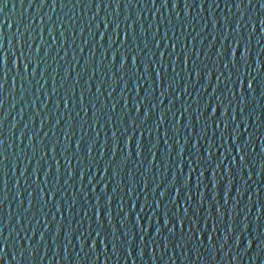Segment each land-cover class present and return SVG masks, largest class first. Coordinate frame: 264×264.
Returning <instances> with one entry per match:
<instances>
[{
  "label": "water",
  "instance_id": "95a60500",
  "mask_svg": "<svg viewBox=\"0 0 264 264\" xmlns=\"http://www.w3.org/2000/svg\"><path fill=\"white\" fill-rule=\"evenodd\" d=\"M262 2L0 0V264H264Z\"/></svg>",
  "mask_w": 264,
  "mask_h": 264
},
{
  "label": "snow or ice",
  "instance_id": "6c2138e0",
  "mask_svg": "<svg viewBox=\"0 0 264 264\" xmlns=\"http://www.w3.org/2000/svg\"><path fill=\"white\" fill-rule=\"evenodd\" d=\"M41 2L44 3V2H46V0H41ZM76 2H77V4H82L84 2V0H76ZM93 2H94V0H88V6L92 7ZM155 2H156V0H152L153 5H155ZM163 3L165 6H167V0H163ZM55 4H56V0H53V6H55ZM261 7L264 8V2L261 3ZM262 23H264V21H262ZM97 27H99V26H97ZM107 27L108 26L106 25V28ZM2 31H3L2 28H0V37H2ZM82 32H83V29L81 30V34H82ZM158 32H159V29L157 28V33ZM130 36L132 38L133 43L135 44L136 37H135L134 29H132L130 31L129 27L126 26L124 31H123V34H121L120 25L117 23L113 35L111 37H108V39H109L108 48L113 49L112 62L113 63L115 62L117 55L120 56V61H121L120 71L125 70L130 55H131V69L132 70H138L137 69V63H138L137 57L139 55V49H138V47L133 49V50H130L128 48V42H129ZM164 37H165V39H167V32H165ZM105 38H106L105 34H101L100 41L103 42ZM117 44H118V47H114ZM159 46H160L159 44L156 45L157 48H159ZM172 47L174 50L175 46L173 45ZM132 51H135L136 54L132 55L131 54ZM36 54H37V56H39V54H40L39 48L36 49ZM107 55H108V51H107V49H105L102 59H106ZM245 56H247L246 50H245ZM25 60H26V63L24 66V71L28 72V63H31L32 61L29 60L27 57L25 58ZM232 60H233V62L235 61V52L232 53ZM6 63H7L6 56H0V65H6ZM14 67H18V63L14 62ZM36 67H39L38 62H36ZM145 71H147V68L145 69ZM34 74H35V72H33V75ZM156 75H157V78L162 80L161 73L157 72ZM196 75L199 76L198 70H196ZM126 86L127 85H125V87ZM2 87H3V84L0 83V88H2ZM249 87H251V85H249ZM97 91H99V89H97ZM89 92H91L90 87H89ZM73 95H74V92H73ZM80 100H81V104H83V93H81ZM68 103H70V101L66 97L65 107L68 106ZM111 111H113V112L115 111V105H113ZM161 122H163L162 117H161ZM141 136H143V132H141ZM2 143L3 142L0 141V146H2ZM79 148H80V142L78 141L76 144L77 151H79ZM52 151L54 152L55 149L53 148ZM2 156H3V154L0 153V158H2ZM3 174H4L3 166L0 165V177H2ZM70 175H71V173H70ZM45 183H47V173L45 174ZM52 195L54 197L55 193H53ZM45 203H46V201H45ZM0 205H2V201H0ZM29 207H31V204H29Z\"/></svg>",
  "mask_w": 264,
  "mask_h": 264
}]
</instances>
